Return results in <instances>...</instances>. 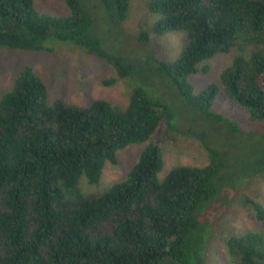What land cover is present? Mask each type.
Wrapping results in <instances>:
<instances>
[{
	"label": "trees",
	"instance_id": "obj_1",
	"mask_svg": "<svg viewBox=\"0 0 264 264\" xmlns=\"http://www.w3.org/2000/svg\"><path fill=\"white\" fill-rule=\"evenodd\" d=\"M34 1L0 0V46L30 52L50 41L75 45L111 66L115 78L106 83L125 80L127 99L124 106L49 100L31 66L13 74L0 92V264H204L203 227L233 189L224 185V152L202 144L205 164H175L158 176L161 150L149 141L121 178L94 191L81 189L79 180L96 185L104 163L114 164L128 144L149 140L160 123L167 135L176 131L172 108L153 85L148 91L136 85L137 73L167 79L201 112L221 94L246 122H263L264 0H144L157 16L154 33L181 34L178 55L152 69L148 57L108 50L100 41V22L120 27L129 0H100L98 16L94 0H63L65 15L38 12ZM134 38L147 42L148 33L139 26ZM230 51L217 81L195 91L188 77L206 70L199 64ZM255 156L249 170L264 167V150ZM222 190L229 195L208 212ZM245 203L261 227L223 237L229 264H264V207Z\"/></svg>",
	"mask_w": 264,
	"mask_h": 264
},
{
	"label": "rangeland",
	"instance_id": "obj_2",
	"mask_svg": "<svg viewBox=\"0 0 264 264\" xmlns=\"http://www.w3.org/2000/svg\"><path fill=\"white\" fill-rule=\"evenodd\" d=\"M94 2L97 16L99 11L102 15L100 0ZM34 7L38 12L50 15L68 13L63 0H35ZM156 17L148 11L144 0H129L127 15L120 27L110 25L107 21L105 24L100 22L103 28H99L98 33L102 37V46L108 50L121 49L131 57L142 60L148 57L153 61L147 62L146 67L150 69L156 61L175 58L181 48V34L154 33L151 25ZM97 24L100 27V24ZM139 26L147 31V42L135 41L134 36ZM46 45L47 49L30 52L0 46V92L9 86L13 74L22 65L27 64L45 84L49 100L60 96L66 102L80 106L95 99H104L118 106L126 104L125 80L116 78L114 82L106 83L109 78H115L111 66L90 52L69 43L50 41ZM231 55L232 51L215 54L199 64V67L206 66V70H199L188 77L193 89L197 91L207 83L216 82L218 72L229 63ZM149 72L145 78L137 73L136 85L147 91L153 85L152 90L158 92V98L174 111L172 122L176 131L167 135L163 122L160 123L149 140L128 144L116 152L114 164L104 163L96 185L88 184L81 178L79 186L84 191H94L121 178L149 141L157 143L161 150L163 165L158 176H162L175 164H205L208 157L202 144L224 152L227 162V181L224 185H233V189L230 195L226 191H220L214 200L215 203L207 210L216 211L229 195L228 202L221 207L220 213H213L203 227V256L204 264H229L223 237L259 230L261 227L260 222L253 216L250 204L245 203V198L264 207V167L257 170L252 167V170H249L247 165L257 158L255 150L258 147L264 150V121L246 122L245 113L231 105L221 94L216 95L208 111L201 112L188 106L167 79ZM209 114L210 116H207ZM227 124L233 128V132L228 131ZM200 253L202 254L201 251Z\"/></svg>",
	"mask_w": 264,
	"mask_h": 264
}]
</instances>
